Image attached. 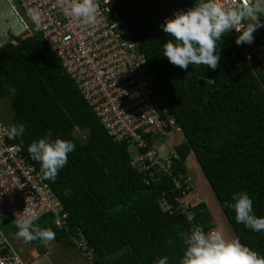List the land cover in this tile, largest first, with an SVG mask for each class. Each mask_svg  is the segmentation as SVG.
<instances>
[{"label": "trees", "instance_id": "trees-1", "mask_svg": "<svg viewBox=\"0 0 264 264\" xmlns=\"http://www.w3.org/2000/svg\"><path fill=\"white\" fill-rule=\"evenodd\" d=\"M196 2L111 3L147 57V70L156 80L153 97L161 118H174L182 130L184 139L174 149L179 157L173 161L172 176L148 180L130 165L129 144L118 143L107 133L41 34L33 33L16 46H0V101L7 102L13 112L6 124L25 126L23 136L10 141L22 147L39 171L40 164L27 150L32 142L50 131L53 140L75 144L55 182L45 180L70 213L71 231L58 228L50 216L35 224L50 228L57 242L72 246L70 235L80 231L94 250L97 264H155L164 256L169 264H179L192 223H200L204 231L212 227L206 203L188 208L194 213L190 221L176 201L182 195L173 177L182 182L188 177L186 161L191 154L236 238L264 256V231L237 223L234 210L225 207L226 201L233 202L234 193L246 192L254 214L264 217V74L245 58L243 45L235 42V30L217 42L221 59L215 70L189 65L185 71L169 63L162 55L163 43L172 38L160 25L173 18L175 11H186ZM253 36L264 44V28ZM202 77L216 83L205 85ZM77 130L81 136L75 134ZM167 140L157 133L152 137L154 144ZM164 196L171 199L169 210L162 206Z\"/></svg>", "mask_w": 264, "mask_h": 264}, {"label": "built area", "instance_id": "built-area-1", "mask_svg": "<svg viewBox=\"0 0 264 264\" xmlns=\"http://www.w3.org/2000/svg\"><path fill=\"white\" fill-rule=\"evenodd\" d=\"M4 1L24 28L22 34L16 33L5 44L16 46L32 35L31 29L36 27L28 16V9H39L43 21L42 27L36 30L59 58L100 123L114 141H126L129 147H135L130 165L148 180L149 177L172 176L173 161L179 155L167 144L181 128L174 118H161L153 97L156 80L147 70V57L122 17L113 10L112 0H97L99 23L92 27L67 18L57 0ZM219 2L226 7L238 0ZM243 49L245 58L254 61L264 74V44L254 38L250 45L243 44ZM8 128L0 119V222L6 215L16 219L34 212L35 223L50 216L53 224L70 232V213L37 167L27 160L22 147L7 137ZM154 133L167 137V143H152ZM82 136L86 139V135ZM173 181L175 189L181 190L182 196L176 197L179 209L187 215L191 212L185 210L181 202L192 191V182L188 177L183 182L173 177ZM170 202L171 199L163 197L164 209H170ZM189 220L194 221V216ZM194 227L204 230L200 223L193 222L186 235H190ZM210 231H214L213 228L204 232ZM0 234V264H26L1 226ZM70 241L88 264H97L94 250L87 246L80 231L76 235L72 233Z\"/></svg>", "mask_w": 264, "mask_h": 264}, {"label": "clouds", "instance_id": "clouds-1", "mask_svg": "<svg viewBox=\"0 0 264 264\" xmlns=\"http://www.w3.org/2000/svg\"><path fill=\"white\" fill-rule=\"evenodd\" d=\"M57 2L63 14L71 21L89 27L99 23L97 0ZM28 16L39 30L42 27L43 13L37 8H30ZM262 16L264 0H238L226 7L219 0H197L193 7L186 11H175L173 18H166L160 25L163 32L172 38L163 43L162 55L169 63L185 71L189 65L194 68L204 65L215 70L221 59L217 42L222 40L225 33L235 30L239 33L236 44L250 45L254 41L253 33L259 27H264L260 23ZM201 79H204L205 85L216 83L212 79ZM24 132L23 124L6 129L7 137L13 140L22 137ZM173 136H183L182 130ZM27 150L31 159L40 164L43 178L55 182L59 171L68 163V154L75 150V144L61 138L53 140L49 131L45 138L32 142ZM69 193L70 189L66 190L65 195ZM232 201H226L225 207L234 210L237 223H242L253 231H264V217L254 214L253 202L246 192L234 193ZM187 215L192 219L194 213ZM36 218V213L33 212L14 219L12 223L17 229L16 237L26 243L38 240L46 245L54 240L55 232L35 224ZM184 244L186 247L179 264H264V256L243 245L239 239H228L219 231L205 233L202 228L194 227L190 235L184 238ZM155 264H169V259L167 256L161 257Z\"/></svg>", "mask_w": 264, "mask_h": 264}, {"label": "rangeland", "instance_id": "rangeland-1", "mask_svg": "<svg viewBox=\"0 0 264 264\" xmlns=\"http://www.w3.org/2000/svg\"><path fill=\"white\" fill-rule=\"evenodd\" d=\"M31 30L32 34L38 32L33 27ZM23 32L24 28L19 19L15 17L5 1L0 0V46H3L8 39L14 38L16 33L22 34ZM12 116L13 112L7 102L0 101V119L8 124L11 122ZM75 134L81 136L79 130L75 131ZM182 140L183 136H173L171 142L167 145H172V151H174L175 146ZM163 149L164 147L162 151H165ZM129 151L131 157L135 156L134 146H131ZM186 166L188 178L192 182V191L182 199L183 208L188 210L189 207L197 206L202 202L206 203L207 210L211 215L210 225L213 230L222 232L228 239H237L193 154L187 159ZM13 220L12 215H6L0 222V226L5 231L13 247L26 261V264H88L80 251L66 242H57L54 239L45 245L42 242L26 243L22 239H18L13 229Z\"/></svg>", "mask_w": 264, "mask_h": 264}, {"label": "water", "instance_id": "water-1", "mask_svg": "<svg viewBox=\"0 0 264 264\" xmlns=\"http://www.w3.org/2000/svg\"><path fill=\"white\" fill-rule=\"evenodd\" d=\"M260 23H261L262 25H264V19H260ZM262 28H264V27H259L257 30L262 29Z\"/></svg>", "mask_w": 264, "mask_h": 264}]
</instances>
